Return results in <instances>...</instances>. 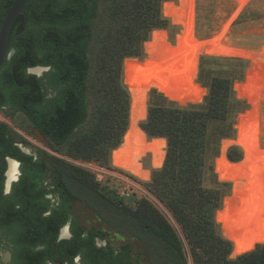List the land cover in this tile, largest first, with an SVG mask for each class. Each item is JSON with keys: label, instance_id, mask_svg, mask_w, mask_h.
Here are the masks:
<instances>
[{"label": "trees", "instance_id": "trees-1", "mask_svg": "<svg viewBox=\"0 0 264 264\" xmlns=\"http://www.w3.org/2000/svg\"><path fill=\"white\" fill-rule=\"evenodd\" d=\"M15 1L0 0V28ZM168 1L32 0L27 18L20 16L13 29L10 50L16 53L0 73V108L11 105L21 110L54 145L71 143L70 157L109 165L111 154L114 168L141 181L154 171L148 188L181 226L195 264H264V246L255 250L264 245V184L254 182L264 181V166L259 165L264 149V64L251 61L248 71L246 60L184 55L186 0H179V5ZM167 18L182 30L174 41L168 32L158 31L170 27ZM144 45L146 56L154 54L146 63V57L135 59L143 57ZM201 57L200 82L208 94L202 104L187 106L191 99L180 92L195 85ZM37 66L51 67L45 77L54 91L51 98L43 92L44 79L27 74L29 67ZM246 75V84L236 85V92L252 110L245 131L243 114L236 125L237 139L224 141L217 160L219 182L210 188L205 185L206 174H213L208 155L233 136L236 117L246 107L236 99L234 87ZM142 88L144 96L154 91L149 108L141 102ZM234 145L244 151L243 161ZM7 157L25 164L29 182L43 176L29 173L40 165L20 150L10 139L8 126L0 122V181ZM147 159L151 168L144 164ZM66 167L70 172L62 174L63 186L72 194L81 191L82 201L104 223L108 224L101 208L129 221L141 241L151 238L177 264H187L176 230L149 201L141 200L135 210L121 206L98 191L92 174ZM231 186L232 194L225 198ZM5 215L4 220L12 218ZM243 217L257 239H247ZM48 221L53 220L39 224L46 226ZM66 222L67 217L60 226ZM74 228L75 238L64 242L71 246V264L79 254L84 264H132L130 246L119 252L111 246L101 248L95 239L103 240L104 234L92 230L83 238L84 229L77 224Z\"/></svg>", "mask_w": 264, "mask_h": 264}, {"label": "rangeland", "instance_id": "rangeland-1", "mask_svg": "<svg viewBox=\"0 0 264 264\" xmlns=\"http://www.w3.org/2000/svg\"><path fill=\"white\" fill-rule=\"evenodd\" d=\"M168 2H173L179 5V0H170ZM166 3L163 4L162 12L164 11V5ZM185 6H186V1H185ZM163 16L165 17L164 13ZM184 17H185V11H184ZM183 25H184V18H183ZM225 27L228 28L226 33L227 39H229L230 42L237 47V50L233 58H223V59L235 58L240 60H246L249 62L248 71L252 66L251 61H257L264 64V0H246V4L243 8L239 7V3L237 0H197L196 1L194 33L197 39L201 41L212 40L213 38L218 36ZM158 31L168 32L171 41L175 40L177 34L182 33L181 32L182 30L174 26L171 23V21H170V27L168 29L158 30ZM151 37H150V41H151ZM143 51H144L143 57L135 58V59L143 60L146 57L145 58V63H146L147 58L154 57V54H149L146 56L145 45ZM202 58L203 57H201L198 61V77L196 78L195 85L188 90L184 89L180 92V95L183 96L184 98L188 97L191 99V103L188 104L187 106L202 104L205 97L208 94V90L204 88L200 82V70H201L200 67H201ZM208 58L221 59L222 57L209 56ZM248 71H247V75H248ZM31 72L36 74L39 77V79L45 80V77L47 76L49 71L43 72L42 68H36L34 70H31ZM146 75H147L146 66L144 64L143 88L146 82ZM247 75L244 78V81L236 83L234 87L236 99L243 101L246 104L245 110L236 117L234 133L232 138L222 140L217 149L210 150V153L208 155V165L212 169L213 174L211 172H208L206 174L205 185L207 187L210 188L215 187L216 181L219 182L218 174L216 171L217 160L222 155V148H223L222 146L224 141H228V140L235 141L237 139L238 130L236 129V125H238L239 118L243 114H244L243 129L245 131L247 118H248L247 113L248 111L252 110V107L250 106L247 100H243L238 97V94L236 92V85L239 84L245 85L247 80ZM125 87L127 88V86ZM143 88H142L141 102L143 105L148 106L149 108L150 96L154 91H152L149 94V97L144 96ZM44 92L49 98L54 96V92L51 91L50 88L48 89L46 85L44 87ZM155 93L158 94L157 92ZM158 95L164 97L161 94ZM168 102L170 101L168 100ZM262 111L264 115V98L262 102ZM0 122L8 126L10 139L16 145H18L20 149H23L24 152L33 156L34 158H42L46 161H49L52 164L55 174L59 172V169L62 170L61 163H64V167L76 166L92 174L95 178V184H96L95 186L98 188V191L104 194L105 196L109 197L111 200L115 201L117 204L121 206H127L135 210L138 206V203L141 200L149 201L168 219V221L176 230L184 246L186 263L195 264L191 246L186 240L185 234L181 226L176 222V220L169 212V210L158 200V198L148 188L149 183L152 182V174L154 171L152 172L151 177L148 178V180L141 181L125 172H122L114 168L111 162V154L109 158V165L108 163L101 164L95 161L87 162L82 159H76L70 157L67 155V153L71 151V143L63 146H57L50 143L47 139L41 137L36 132L37 130H35V128L32 126L30 121L26 118V116L23 113L16 112L14 110L11 111V109H7L0 112ZM262 134H263L262 139L264 143V124L262 128ZM246 146H248V144H246ZM231 147H237L241 151L242 153L241 161H243L245 156L244 151L240 147L235 145ZM229 149L226 152V157ZM259 162H260L259 163L260 166H264V149L261 150ZM144 164L146 167L151 168L150 159L145 160ZM254 182L257 184H264V181L258 178L254 179ZM11 184H7L8 187ZM230 188H231L230 192L225 198L231 196L232 186ZM95 206H97L96 202H95ZM75 209H76L77 218L79 219L81 225L84 228H86L87 230L91 228H96L97 230L102 231L104 233V239L97 240L96 242L99 247H104L108 245L111 246L115 251H119L123 246L126 245L130 246L132 264H177L176 261L170 255H168L164 249H162V247L158 242L152 240L151 238H149L146 241L145 240L141 241L133 233L134 230L133 225L130 224L129 221L118 218L108 209L101 208L102 214L106 219V221L108 222V224L104 222H100L99 219L96 217L95 213L92 212L89 208H86L84 204L77 203ZM241 222H242L243 230L247 235V239L248 240L257 239L254 238L255 237L254 232L248 222V219L246 217L245 218L243 217L241 219ZM216 224L219 233L223 237L221 233L220 225L217 222ZM263 246L264 245H260L255 250ZM230 259L234 260L236 258H232V256H230Z\"/></svg>", "mask_w": 264, "mask_h": 264}, {"label": "flooded vegetation", "instance_id": "flooded-vegetation-1", "mask_svg": "<svg viewBox=\"0 0 264 264\" xmlns=\"http://www.w3.org/2000/svg\"><path fill=\"white\" fill-rule=\"evenodd\" d=\"M9 51L14 53L7 61H10L16 53L15 49H9ZM36 68H42L43 72L49 71L48 73H50L51 71V67L46 66L29 67L27 74L38 77L31 72V70ZM44 84L48 87L47 80H44ZM50 90L53 91L52 89ZM7 109L23 113L11 105L2 106L0 112ZM20 150L27 154L23 149ZM9 158L13 159L11 157L6 158L7 169L4 172V181H0V186L2 187V190L0 189V264H71L68 259V256L72 253L71 246L70 243L67 245L64 242H71L75 238L74 230L76 228H74V224L84 229L83 238H87L92 230L104 233L96 228L87 230L77 218L75 209L77 203L84 204L86 208L89 207L82 201L81 196L83 194L81 191L72 194L62 184V174L69 173L70 168H64V163H61L62 170L59 169V172L56 171L58 173L55 174L49 161L39 162L41 158L33 157V163L40 166L38 169L30 170L29 173L43 176L41 178L36 177L35 181L29 182V179L26 178L25 164L13 159L17 161L19 176L8 187ZM33 163H26V165ZM43 165L46 166V170H40ZM7 212L12 218L4 220L3 217L6 216ZM94 213L99 221L103 222L98 214ZM40 217L42 219H39ZM65 217H67V222L65 225L60 226V222ZM45 219L53 221H48L46 226H41L39 222ZM66 228L68 237H62V231ZM56 229H58L57 233ZM95 240L97 242V240L102 239L96 237ZM50 244L52 247H49ZM105 247H108V245L101 248ZM41 252L44 253L41 255ZM73 264H84L82 254L77 255L73 259Z\"/></svg>", "mask_w": 264, "mask_h": 264}, {"label": "bare ground", "instance_id": "bare-ground-1", "mask_svg": "<svg viewBox=\"0 0 264 264\" xmlns=\"http://www.w3.org/2000/svg\"><path fill=\"white\" fill-rule=\"evenodd\" d=\"M197 0H186L185 17L183 30L186 37V42L182 46V53L184 55L194 56H214V57H229L233 58L237 50L229 39L226 37L228 28L225 27L223 31L208 41H201L196 38L194 33L195 20V4ZM239 7L243 8L246 0H237ZM217 48V49H216ZM19 176L18 164L14 161L9 162V171L7 173V184L14 182ZM62 237H68L67 228L62 231Z\"/></svg>", "mask_w": 264, "mask_h": 264}, {"label": "water", "instance_id": "water-1", "mask_svg": "<svg viewBox=\"0 0 264 264\" xmlns=\"http://www.w3.org/2000/svg\"><path fill=\"white\" fill-rule=\"evenodd\" d=\"M31 1L32 0H16L1 25V28H0V72L2 71L7 59L10 58L11 55L14 53V52L10 53L9 49H10V41H11L15 23L20 16H25L27 18L26 8ZM17 38L18 36H16V39ZM124 77H125V69H124ZM36 132L41 137L45 138L39 130H37ZM8 160L17 162L10 158Z\"/></svg>", "mask_w": 264, "mask_h": 264}]
</instances>
